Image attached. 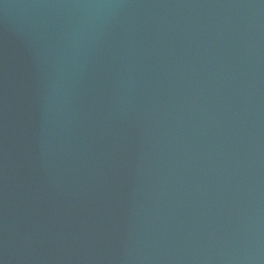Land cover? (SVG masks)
<instances>
[{
	"label": "water",
	"instance_id": "1",
	"mask_svg": "<svg viewBox=\"0 0 264 264\" xmlns=\"http://www.w3.org/2000/svg\"><path fill=\"white\" fill-rule=\"evenodd\" d=\"M0 264H264V0H0Z\"/></svg>",
	"mask_w": 264,
	"mask_h": 264
}]
</instances>
